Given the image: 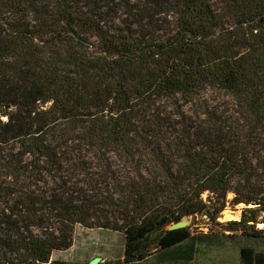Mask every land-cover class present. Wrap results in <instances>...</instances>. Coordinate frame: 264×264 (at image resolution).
<instances>
[{
	"label": "trees",
	"instance_id": "trees-1",
	"mask_svg": "<svg viewBox=\"0 0 264 264\" xmlns=\"http://www.w3.org/2000/svg\"><path fill=\"white\" fill-rule=\"evenodd\" d=\"M0 105V264L75 225L188 264L213 241L170 224L229 191L264 210V0H0Z\"/></svg>",
	"mask_w": 264,
	"mask_h": 264
},
{
	"label": "rangeland",
	"instance_id": "rangeland-1",
	"mask_svg": "<svg viewBox=\"0 0 264 264\" xmlns=\"http://www.w3.org/2000/svg\"><path fill=\"white\" fill-rule=\"evenodd\" d=\"M5 121L6 117L0 113V123ZM1 180L2 178H0ZM0 197L5 199L4 196ZM202 197L206 202L210 199L214 200L206 193ZM1 200L2 198H0V204ZM222 205V210L217 213L218 208ZM246 209L257 210L254 213L255 224L249 225L251 228L248 226L247 228L244 226L231 227L229 223L240 222ZM246 215L253 214L246 212ZM187 218L191 224L184 229L191 236L208 234L213 241L211 244H198L193 259L188 264H239L242 248L248 247L254 252H264V210L256 208L254 205L235 204V195L230 201L226 199L225 194L224 199L209 211V215L203 214ZM32 231L41 236L39 230L32 228ZM125 250L126 240L122 233L75 225L70 248L53 251L47 264H87L94 258L101 259L98 264H158L155 256L156 242L151 241L149 248L141 251L142 260L138 258L136 261V259L127 256Z\"/></svg>",
	"mask_w": 264,
	"mask_h": 264
},
{
	"label": "water",
	"instance_id": "water-1",
	"mask_svg": "<svg viewBox=\"0 0 264 264\" xmlns=\"http://www.w3.org/2000/svg\"><path fill=\"white\" fill-rule=\"evenodd\" d=\"M8 110H10L9 105H5V106L0 105V113H3L4 111H8ZM233 198H234L233 192L232 191L227 192L226 199L231 201V200H233ZM190 224H191V222L189 221V218L184 216L178 222L170 224L166 228V230L167 231H174V230L184 229V228L188 227ZM141 251H140V253H141ZM130 257H132L134 259H138V256H130ZM100 261H101L100 258H94L91 261H89L87 264H98Z\"/></svg>",
	"mask_w": 264,
	"mask_h": 264
},
{
	"label": "flooded vegetation",
	"instance_id": "flooded-vegetation-1",
	"mask_svg": "<svg viewBox=\"0 0 264 264\" xmlns=\"http://www.w3.org/2000/svg\"><path fill=\"white\" fill-rule=\"evenodd\" d=\"M209 211H210V210H207L205 215H209Z\"/></svg>",
	"mask_w": 264,
	"mask_h": 264
}]
</instances>
